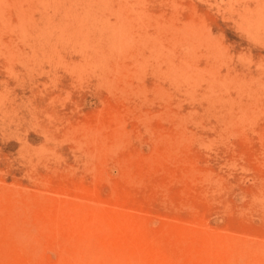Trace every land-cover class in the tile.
Listing matches in <instances>:
<instances>
[{
  "label": "rangeland",
  "instance_id": "374dc122",
  "mask_svg": "<svg viewBox=\"0 0 264 264\" xmlns=\"http://www.w3.org/2000/svg\"><path fill=\"white\" fill-rule=\"evenodd\" d=\"M0 264H264V0H0Z\"/></svg>",
  "mask_w": 264,
  "mask_h": 264
}]
</instances>
